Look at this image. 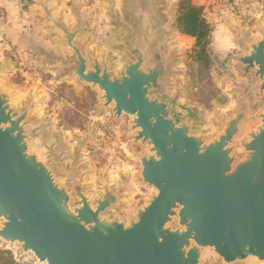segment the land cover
<instances>
[{
  "label": "water",
  "instance_id": "1",
  "mask_svg": "<svg viewBox=\"0 0 264 264\" xmlns=\"http://www.w3.org/2000/svg\"><path fill=\"white\" fill-rule=\"evenodd\" d=\"M74 52L68 63L79 82L102 92L114 104L117 118L133 116L134 141L151 148L140 157L144 183L157 193L127 221L120 193L105 180L103 192L91 199L75 167H63L71 188L61 186L52 170L29 148L30 105L12 107L10 93L0 92V241L18 243L46 264H201L210 248L226 263L256 258L264 261V110L260 124L241 142L247 102L211 139L199 126L178 122L172 107L171 59L148 42V52L133 41L134 29L122 36L127 50L118 67L110 58L86 57L76 43L78 29L55 18L39 1ZM150 55V57H149ZM243 76L259 79L264 93V36L240 56Z\"/></svg>",
  "mask_w": 264,
  "mask_h": 264
},
{
  "label": "rangeland",
  "instance_id": "2",
  "mask_svg": "<svg viewBox=\"0 0 264 264\" xmlns=\"http://www.w3.org/2000/svg\"><path fill=\"white\" fill-rule=\"evenodd\" d=\"M4 1L0 0V92L10 93L15 109L29 103V119L33 120L29 123L30 151L52 170L61 186L71 188L63 167L77 168L91 199L109 181L121 200L112 212L121 213L127 221L136 219L138 209L157 193L142 180L140 157L151 154V148L134 141L133 116L124 113L117 118L114 104L105 105L97 87L79 82L74 66L68 63L74 52L39 1L47 3L55 18L79 30L76 43L87 58L107 57L115 67L128 53L121 40L128 30L134 29V43L147 52L148 42L158 37L157 45L172 60L170 87L177 100L174 118L196 123L198 134L206 139L220 134V122L247 102V118L236 150L239 157L245 154L241 142L260 124L264 93L258 90L257 77L243 76L238 58L249 51L252 41L264 36V0H188L203 7V16L213 27L204 52L194 37L178 27L181 0H131L130 16L116 13L111 17L106 14L107 5L120 4V9L122 0H12L10 12ZM90 12L98 17L95 23L90 21ZM0 264L46 263H39L32 253H22L18 243L0 241ZM201 264L264 261L248 258L226 263L205 248Z\"/></svg>",
  "mask_w": 264,
  "mask_h": 264
},
{
  "label": "trees",
  "instance_id": "3",
  "mask_svg": "<svg viewBox=\"0 0 264 264\" xmlns=\"http://www.w3.org/2000/svg\"><path fill=\"white\" fill-rule=\"evenodd\" d=\"M177 18L178 27L184 34L195 38V44L204 52L209 43L213 27L203 16V7L188 0L180 1Z\"/></svg>",
  "mask_w": 264,
  "mask_h": 264
},
{
  "label": "crops",
  "instance_id": "4",
  "mask_svg": "<svg viewBox=\"0 0 264 264\" xmlns=\"http://www.w3.org/2000/svg\"><path fill=\"white\" fill-rule=\"evenodd\" d=\"M130 1L131 0H122V2H123V5H122V7L119 9V6H120V4L118 5V6H116V4L114 5V4H108L107 5V11H106V14L108 15V16H110L111 17V15H114V14H116V13H120V14H123V15H127V16H130L131 14H132V11L128 8V6H129V4H130ZM4 4H5V7H6V9L8 10V12H10V9H11V5H12V0H5L4 1ZM101 6H102V1H101ZM106 9H104L103 8V10L105 11ZM78 12H79V10H76V17H78ZM87 12V11H86ZM92 12V11H91ZM89 13V16H90V21H91V23L92 22H94L95 23V21H97L98 20V17L97 18H95L94 16L95 15H93V13ZM88 13V12H87ZM137 14V13H136ZM140 16V15H139ZM94 17V18H93ZM78 19V18H77ZM109 20V18H103L102 19V21H108ZM174 110V107H172V111Z\"/></svg>",
  "mask_w": 264,
  "mask_h": 264
}]
</instances>
